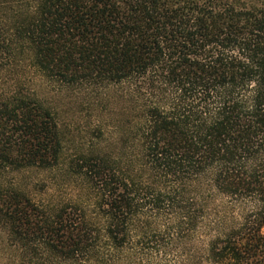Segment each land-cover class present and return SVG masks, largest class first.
Segmentation results:
<instances>
[{
    "label": "trees",
    "instance_id": "1",
    "mask_svg": "<svg viewBox=\"0 0 264 264\" xmlns=\"http://www.w3.org/2000/svg\"><path fill=\"white\" fill-rule=\"evenodd\" d=\"M106 143L36 202L58 109ZM0 264H264V0H0Z\"/></svg>",
    "mask_w": 264,
    "mask_h": 264
},
{
    "label": "rangeland",
    "instance_id": "2",
    "mask_svg": "<svg viewBox=\"0 0 264 264\" xmlns=\"http://www.w3.org/2000/svg\"><path fill=\"white\" fill-rule=\"evenodd\" d=\"M36 88L58 109L63 154L59 166L53 171H25L15 176L16 183L36 202L58 205L78 203L89 193L83 180L74 175V161L79 155L89 154L94 145L107 150L104 138L98 140L93 133L95 112L87 111L81 102V95L56 96L40 83Z\"/></svg>",
    "mask_w": 264,
    "mask_h": 264
}]
</instances>
